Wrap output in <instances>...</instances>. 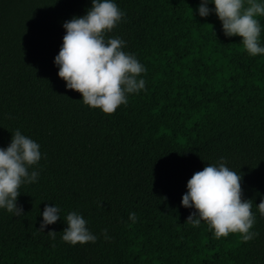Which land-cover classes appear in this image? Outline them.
I'll return each instance as SVG.
<instances>
[{
  "label": "trees",
  "instance_id": "obj_1",
  "mask_svg": "<svg viewBox=\"0 0 264 264\" xmlns=\"http://www.w3.org/2000/svg\"><path fill=\"white\" fill-rule=\"evenodd\" d=\"M112 2L124 15L106 39H122L146 71L145 87L107 115L54 62L63 24L92 0H0V148L19 130L41 153L29 169L37 180L19 189L23 213L0 208V264H264V54L225 36L212 2L206 17L201 0ZM221 162L252 200L250 241L186 222L196 211L181 203L188 180ZM46 205L60 219L39 232ZM71 212L95 243L63 241Z\"/></svg>",
  "mask_w": 264,
  "mask_h": 264
},
{
  "label": "clouds",
  "instance_id": "obj_2",
  "mask_svg": "<svg viewBox=\"0 0 264 264\" xmlns=\"http://www.w3.org/2000/svg\"><path fill=\"white\" fill-rule=\"evenodd\" d=\"M209 2L215 5V14L222 22L225 36L242 38L244 49L250 56L264 54L260 46L261 24L264 3L258 0H201L199 15L210 14ZM124 13L112 0H92V7L83 17H73L63 24L66 34L59 54L55 57L58 76L66 87L79 92L85 105L101 109L111 115L120 105L128 103V95L145 87L143 79H137L146 71L135 56L123 51L125 42L119 38H107L122 19ZM41 159L40 145L17 130L10 145L0 148V208L19 216L17 198L22 184H31L38 178L37 171L29 169ZM242 176L225 166L207 165L195 172L187 182V192L182 197V206L195 208L186 222L198 227L201 220L214 230L216 238L240 233L245 242L258 233L251 232L255 224L252 200L243 198ZM264 215V200L257 205ZM57 206L46 205L43 222L37 229L44 232L48 225L60 219ZM199 217V218H197ZM129 219L135 222L136 214ZM68 227L62 239L71 245L95 243L97 237L86 227L87 221L76 212L66 217ZM107 230H104L107 239ZM47 235L55 239L56 232Z\"/></svg>",
  "mask_w": 264,
  "mask_h": 264
}]
</instances>
